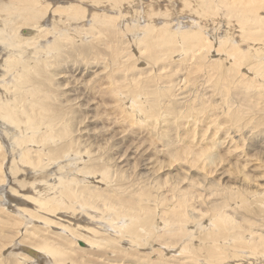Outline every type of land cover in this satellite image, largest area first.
I'll list each match as a JSON object with an SVG mask.
<instances>
[{
    "label": "bare ground",
    "instance_id": "1",
    "mask_svg": "<svg viewBox=\"0 0 264 264\" xmlns=\"http://www.w3.org/2000/svg\"><path fill=\"white\" fill-rule=\"evenodd\" d=\"M55 1L60 2L63 0H55ZM262 1H264V0H238V1L227 2L226 7L223 5L224 6L223 8L224 9L226 8V11H225L226 14L229 15V17H230V15H232V17L237 16L239 21L243 25L246 26V24L248 22H250V20H252L251 22H253L255 24L254 27L257 28L255 33L257 31H259V34H260V37L254 38L255 40H257V42H258V40L264 38V25H263L264 24V18L261 19L262 16H261V18L258 17L259 16L258 14H260L258 12V11H260V10H258L259 9V3H261ZM98 2H99V0H98ZM112 2L114 3L112 5L118 4L117 1L112 0ZM206 2L209 3V2H211V0H206ZM51 4H52L51 0H49V2H48V0H7V1L0 0V58H1V62H0V120H1V123H0V125L3 126L5 124L12 123V124H17V125L22 126V123H23V124H25L23 126H24L25 131H26V132L23 131V133L20 132L22 135L20 136V134H19L16 137L15 136L16 134L10 135V133H12V132H9L8 127H6V133L9 136L6 135V133L4 134L3 133L4 131L2 132V130L0 129V155H3V153H4L2 140L3 139L6 140L7 139L6 136L9 137L10 140L15 141V142H13V145L15 147L17 145H19V148L22 149L20 152L21 155L19 154L20 159L18 160L17 163H15V167H14L15 169L12 168V174H16L20 171V169L18 168V165H17L19 163H21L20 165L26 164V166L29 167V168L27 167L26 171L30 174V176H32L33 174H34L33 176H36L35 174H41V175L35 177V180H37V182L39 181L38 185L44 187L43 190H39V192H38V193H42V194H38V196H40V197L37 200L39 203L37 208L40 207V209L42 211L46 212V214L49 213L52 216L54 213L55 216L59 217L55 220L54 219L51 220V218H49V216H48V218H46V217H44V215L43 216L41 215L39 217H40V219H42L44 226H39L38 224L34 226L35 229H38L40 231L29 230V232L31 231L32 233H30V235H26L25 237H24V235L26 232L24 234H23V232L27 231V229H25L23 232H21V235H23V236H20V235L19 236L21 238L20 241L22 242V246H21V251L23 252V253H21V255L23 257L22 259H25V260L30 262L31 261L30 259H32V257H35L37 260L38 257L44 256L42 254V252H45L46 256H48L50 258L49 260L46 259L47 260L46 263H49V264H78L79 261L82 262L81 260H79V257L82 256V252H80V250L77 249L78 248L77 242L81 239L82 240L88 239L87 240V241H89L88 243H90L91 241L97 243V248H99L102 245V246H105L106 248L113 247L112 249H115L118 247L117 243L120 240L126 238V236H127L126 234H129L128 236H130V242H128V243L131 244L132 247L136 248V247H144L146 245H150V243L148 241H144L142 243V241H139V240L144 235H145L144 238H146L150 234L154 233L155 239H157L158 237H161V236L163 237V234H166L167 238H165V240H164L165 245H163L164 244L163 243L162 247H160V249H158V251L160 250L161 252H162V250H163V252L165 251L166 255L179 256L182 253L190 252V255L192 256V254H194V255L199 254L200 255L201 253L205 252V254H208V257H206L204 254L205 259L204 258L203 259H204L205 264H224V259H227L228 257H233L234 256L233 249L235 250L236 249L235 247L240 246V247H248L249 252L246 255H244L243 253H241V254L237 253L235 255V257L238 256V254H239V256H241V259H243V260L248 261L249 259L250 260L253 259L254 261L252 264H264V262L262 261L264 258V234L263 235L262 234L257 235V236H259L261 241L256 243V244H254V242H253L254 248H253V246L251 247L250 242L248 244L246 243V242H248L247 241L248 239H246V242H245L247 244V246L246 245H239V241H241V239H242V235H241L240 231H235L234 233L232 231V233H229V236L232 234L231 242H228L227 239L223 240V238L227 237V233L234 229L232 226L237 225V226L241 227L239 225L240 223L238 224V222H237L238 220L236 221L235 220L236 218L231 216L229 214L230 212L228 213L226 210V209L230 208L229 206L236 207L237 202H241V201H239V197H238L237 201H236V199H234L235 195H237V194L242 195V197H241L242 203L252 201V204L257 203L258 206L260 205V207L256 208V210H264V183H261L260 186H258V184H257V187H255V185H253L256 183H253L252 184L253 186L252 185L251 186L254 188H252L249 185L250 184L249 183L250 180L248 177L249 173H247L248 175L245 173L247 171V169H246V171H244V173H245L244 178L240 180L241 175L244 174V173L239 174L238 172H240V171H238V172L236 171L235 177H232L231 175H228L229 173L226 175L223 171H222V173H218L219 170H217L216 175H218L219 178H217V177L211 178L208 175H206V173L204 171H201V172L198 171L199 173H195L196 170L193 172V170H191L190 168L185 167V166H183V168L175 166L176 168H174L172 170V167L174 166L173 163H170L168 166L166 164H164V165L162 164L161 166H159L160 163L157 162V159H159V161L162 162L166 158L167 154H164V153L159 154L158 150L152 149V153H150L153 155L152 157H155L156 155H158V156H156V158L153 161H150L152 159L149 160L148 157H145L146 155H148L147 153H145L143 150L138 151L139 145L134 143L137 139H134L135 141L134 140L132 141L131 139H129L130 137H124L122 135L119 136L117 134V131L114 129L117 122L110 123L108 125H106L105 121L102 122V120H101L102 117L100 115V109H99V106L96 102L97 100L95 98L96 90L99 91L101 89H102V91H101L102 94L105 97L109 98V101L111 100L112 102H117V107L114 108V114L116 117L119 116V118L117 120L118 122L119 121H122V122L124 121L126 123L129 122L131 124V126H132V124H141V125L143 124L144 127L145 126L146 127L151 126L150 133L153 136H155L156 138L157 137L162 138L163 143H167L168 145H170L171 142H173V141H171L170 137L174 136L173 133H170V132L172 130H174V128L177 129V127H178V126L173 127L174 125L170 121H168L167 117L165 119H163L164 121L160 120L163 116H166L169 113H165V111L163 109H160V107H159V103H161V101H162L161 99H163V97L160 98L161 95L163 94V90H161L162 88L159 90H156L157 86L155 87V83H156L155 79L158 76L155 72L149 71V70H144V71L142 70L141 73L140 72L131 73V74L129 73V76H127V74L126 75L122 74V76L119 77L120 74H119V76H115L116 71H118V70L107 71L109 69L108 68L109 66H108L106 60L104 61V57H105L106 53H104L105 50L100 45L101 44V35L104 36L103 34L107 30L113 31V27H112L113 23L112 22L114 20L113 19L114 17L111 18L112 17L111 15H110L111 17L107 16V15L106 16H96V17H94V19H95V23L93 22L94 24L92 23V25L90 27H88L84 23V24H82L83 26L81 28V25H78L77 22L78 21L82 22L84 20V18L86 19V17H85L86 10L84 8L85 6L83 7L82 4H80L81 6L79 4H77L75 6V3L72 2L71 4H68V6H63V7L59 4V6H57L53 10H51V8H52ZM50 6H51V8H50ZM189 7H191V6H189ZM217 7H218V4H217ZM48 11H49V13H52L51 19H50V17L46 18V14ZM197 12H198V10H197ZM199 13H200V11H199ZM56 15H59V16L57 17ZM207 15H209V14H207ZM203 18L205 19V17H203ZM75 21H77V22H75ZM196 21H197V19H196ZM172 22H167V24L165 26L161 25L162 27L156 26V28L152 25L146 26L147 30L144 32L145 35H144V37L142 36L143 39L141 40V42L144 41V39H147V43H146V49L147 50H150V48H151V50L155 51V54H157V52H158L157 50L162 48L167 53H174L175 51L176 52L179 51L178 48L176 47V42H180L181 44H187L188 38H193V37L200 40V41L203 40V39H200V36H198V35H200V34H197L198 31L195 34L189 35L188 37L185 36L183 33H181L180 39L179 38L177 39V35H176L177 31H176V29H174V26L177 25L178 26L177 28H179V26H180L179 24L182 23L183 21L178 20V21H175V23L174 22L172 23ZM223 22H224V20H223ZM46 23H50V25H47ZM170 23H171V25H174L172 28L169 27ZM191 23H193V22H191ZM75 24H77L78 28H77V26H75ZM225 24H227V26H228V23H225ZM245 26L242 29H244V30L247 29ZM28 27H32V29H36L35 33L32 29L27 31L25 28H28ZM22 29H24V31L22 32L23 34L22 33L20 34V31ZM196 29H198V28H196ZM253 29H255V28H252V30ZM157 33H161V34L158 35ZM202 34H204V32ZM205 34H204V36H205ZM259 34H258V36H259ZM83 36H85V38ZM202 37H203V35H202ZM205 37H207V36H205ZM233 38H234V36H233ZM200 41H197V43ZM220 41H222V40H220ZM250 41L252 43V40H250ZM262 42H263V40H261V44H262ZM210 43H207V44H209V47L212 48L213 45L211 44L212 46H210ZM198 44H200V43H198ZM223 44H224V42H223ZM258 44H259V42H258ZM234 45L235 44H233V46ZM201 46H203V45L201 44ZM204 46H205V44H204ZM217 46H216V48H217ZM180 47H181V45H180ZM219 47H221V46H219ZM189 48L190 47L186 46L183 49H189ZM205 48H206V46H205ZM226 48H227V46H226ZM241 49H242V47H241ZM250 49H252V48H250ZM203 50H206V49H203ZM261 50H264V47H257L255 52L260 54ZM185 51H187V50H185ZM219 51H220V49H219ZM240 51H242V50H240ZM77 52L80 53L79 56H77V54H78ZM200 52L202 53L203 51L201 50ZM222 52H223V50H222ZM96 53L103 55L104 56L103 60H100L101 58L98 59ZM232 53L233 52L230 53L231 56L229 55L230 58L228 60L232 63L230 66H228L227 69L236 70L238 67H241L242 64H244V59H246V56L249 57V54H247V51H246V53H240V55H236V54H232ZM251 53H252V51H251ZM253 53H254V51H253ZM148 54H149V52H148ZM174 54L176 55V53H174ZM174 54H172V55H174ZM179 54H180V52H179ZM185 54H186V52H185ZM211 54H212V52H211ZM214 54L216 55V53H214ZM259 54H257V55H259ZM152 55H154V53ZM225 55H224V57H225ZM227 55H228V53H227ZM154 56L157 57V55H154ZM181 56H182V53H181ZM86 57L95 58L96 60L93 63H90L88 65L87 60L85 59ZM129 58H130V56L127 59L129 60ZM176 58L179 59L181 57H176ZM226 58L228 59V57H226ZM81 59H83V61H81ZM182 59H183V56H182ZM217 59H216V61H217ZM263 59H264V57H263ZM172 60H173V58H172ZM222 60H224V59H222ZM156 61H158V60H156ZM201 61H203V59ZM103 62L105 63V65H102ZM256 62H258V61H256ZM141 63L143 64V62H141ZM93 64L98 65L99 68L95 69L94 66H91ZM245 64H247V63H245ZM254 65L256 66L255 63H254ZM222 66H223V64H222ZM245 67H247L249 69L248 66H245ZM261 67H263V66H261ZM125 68H127V67H125ZM251 68H252V66H251ZM159 69H160V67H159ZM257 69L259 70V68H257ZM119 71H122V70H119ZM204 71H205V68H204ZM207 71L208 70H206V72ZM165 72H166V70H165ZM144 73H150V74H152V77H150L149 79H146L143 83L144 76H142V75ZM208 73H210V72L208 71ZM260 73H262V72H260ZM139 74H141L140 79L138 76ZM11 76H12V78H11ZM109 78L111 79V84H109V85H111V89L106 90V87L103 86L106 83V82H104V80H106V79L109 80ZM119 78H121V80ZM261 79H260V81H261ZM245 80H247L246 81L247 83H244L245 86L247 88H250L249 90L252 91L251 87H253V86L250 85V81L252 80V78H251V80L247 79V78ZM229 81H227V82H229ZM260 81H259V83H260ZM225 82H226V80H225ZM227 82H226V84H227ZM255 82H256V79H255ZM185 83H187V81ZM109 85H107V86H109ZM112 85H113V87H112ZM148 85H151V86L147 87ZM159 85H161V84H159ZM224 86H226V85H224ZM237 89L240 90L239 87H237ZM169 90H170V88H169ZM183 90L181 93L178 94V96H179L178 100L174 101V103H172L173 105L170 104L171 106H176V107L181 103L183 104V107L178 111L179 116H183L184 113L188 114L190 112L189 108L191 106V104L189 103L190 101L187 98L188 95L186 96L183 94H185V92L192 91V88L191 89L186 88ZM219 91H221V90H219ZM112 92H113V94H112ZM243 94L245 95V98L248 102L249 101L252 102V100H253L252 97L257 98V96L260 95V93H258V92L254 93V94H249L245 91H243ZM164 95H165V91H164ZM223 95H224V93H223ZM226 96H228V95H226ZM230 96H232V95H230ZM263 96H264V94H263ZM100 98H101V101H103L104 106H106V105L110 106L104 97H100ZM198 98H201V97L197 96L196 99H198ZM175 99H176V97H175ZM215 99L216 98L214 97V100ZM203 100L205 102V99H203ZM194 101L193 102L191 101L192 105L195 104V106H197V102H194ZM233 101H234V99H233ZM167 102H169V101H167ZM200 102L203 103L201 105V107H202L204 105V102L202 100ZM209 102H211V101H209ZM218 102H219V100H218ZM243 102H244V100H243ZM245 103H246V101H245ZM256 103L257 102H255V104ZM205 104H206V102H205ZM211 104H213V102ZM251 105H254L253 102L251 103ZM256 105H258V104H256ZM215 106H214V108L216 109L217 106L216 107ZM209 107H210V105H209ZM252 108H253V106H252ZM205 109H206V107H205ZM259 109H260V107H259ZM195 110H196V108H195ZM201 110H202V108H201ZM151 111H152V113H151ZM166 111H168V110H166ZM207 111L209 113V110H207ZM218 111H215V113H213V114L210 112L211 116L216 114ZM225 111H226V107H225ZM228 111L229 110H227V112ZM230 111H229L230 113H228V114H225V115L222 114L221 118L225 117V120L229 119V120L235 121V122L240 120L241 118H243L242 117L243 115H242L240 110H239V112L237 110L236 111L230 110ZM246 111H248V110L246 109ZM246 111H245V113H246ZM249 112H251V111L249 110ZM263 112H264V110H263ZM203 113H206V112H203ZM208 113L206 114L207 116L205 114H204V116H206L207 119L209 118L211 120V117H208ZM254 113H253V116L250 115L251 117H248L247 123H257V121H259L262 124V121L258 120ZM260 113L261 112H259V114ZM198 114H200V113L197 112V115ZM174 115H175V111H174ZM145 116H147V117H145ZM195 116L196 115L193 111L189 115V117H192L193 119L195 118ZM257 116H258V114H257ZM217 117H218V114H217ZM143 118H144V121H142ZM262 119H264V118H262ZM173 120H175V119H173ZM184 120H185V118H184ZM213 120H216V119H213ZM211 121H210V123H212ZM182 123H183V121H182ZM187 123H188V121H187ZM203 123L204 122H202V125H204ZM170 124H172L171 128L169 127ZM224 124H226V122ZM219 125H221V124L216 125V128H215L216 134H218L217 133L218 128H219V132H220V126ZM191 126L192 125H190V127ZM213 126H214V123H213ZM17 128L18 127H16L15 129H17ZM124 128H126V127H124ZM169 128H170V130H169ZM229 129H231V128H229ZM229 129H227V130H229ZM235 129L236 128H234V130ZM255 129H256L255 126L252 127V130L250 128H244V132L248 135V140L243 145H246L247 150L253 149V151H255L254 154H252V155H260L259 152L262 149H264V126H262V125L260 126L259 132H254ZM22 130H24V129H22ZM237 130L241 131L242 125L239 126ZM18 131H19V129H18ZM190 131H191V134L194 135L193 131L192 130H190ZM184 132H185V130H184ZM13 133H14V131H13ZM140 133H142V132L140 131ZM209 134H211V133H209ZM232 134H234V133H232ZM146 137H147V134H146ZM226 137L231 138L232 141L229 142L230 139L229 140H223L221 138L218 140L217 137H216V140H218V141H215L214 137H213V141L216 143L228 141L227 146H229V149H228L229 153H230V151L233 152V151H236L237 149L239 150L240 146L239 147L235 146V147H233V149L231 148L235 144V141H236L235 136H231V135L227 134ZM18 139L20 141H18ZM205 139H207V138H205ZM210 139H212V138H210ZM100 141H101V143H99ZM157 141L158 140H156L155 143H158ZM178 142H179V140H178ZM188 143H189V141H188ZM238 143H237V145H238ZM31 144L36 145V147L35 148L33 146L29 147V145H31ZM212 144H214V143H212ZM230 144H233V145L231 146ZM162 147H163V145H162ZM169 147L171 149V146H169ZM200 147H199V150L197 153L198 156L196 155L194 157H192L193 156V153H192L193 150L190 151L188 149H183V148L182 149L177 148L178 149L177 152H176V149L173 151L171 150L172 152L169 151L170 152L169 160H171V159L175 160L177 158L179 160H187V159L190 160L192 158V161H196V162H200V160H202V161L205 160V162H207V165L209 164V167L211 166L212 170H215V167L218 166V164H215V162H213V161H215L216 155H217L216 153H214L212 151V148L215 147V145L213 147H211V149H200ZM97 148H99V149L97 150ZM167 148L168 147H166L165 150ZM202 148H204V147H202ZM259 148H260V150H259ZM2 150H3V153H1ZM15 150H16V148H15ZM95 150H97V151L94 152ZM168 150H169V148L167 149V151ZM13 151L14 150H12L11 152H13ZM14 153H12V154H14ZM249 153H250V150H249ZM4 154H6V152ZM242 154L243 153H241V155ZM173 155H174V157H173ZM225 155H227V152H226V154H224V156ZM237 156L238 155H236V157ZM15 158L17 159V157H15ZM225 158H226V156H225ZM5 159H8V158H5ZM72 160H74V162H75V167L73 166L75 168V176L74 177H70L69 175H67L65 177H57L56 176V178H54L55 177L54 175H57V171H59V170L61 171L64 168L68 169L69 163L72 162ZM221 160H223V159H221ZM227 160L228 159H226V161ZM238 160H239V156H238ZM248 160H251V159H248ZM132 161L134 162V165L132 167L136 169V171L139 175L138 176L139 180L141 182H144V184L146 186H148V189L150 188V190L151 189L156 190V188L162 189L163 187L164 188L167 187V191H170L172 193V196H168V198H166L163 196V193L157 192L156 194H154L153 191H151V193H150V191H147V192L145 191L146 192V194H145L146 198L143 197V195L141 194L143 199L137 198V199H139V201H138L135 198L134 200H136L135 201L136 204L125 205V203H120V200H119V203H117L118 201H117L116 196L118 198H120L121 195H125V193H127V194L129 193L128 191L126 192V189L124 186L127 182L126 179L128 176V174H125L127 171L124 169V166L128 167V164L131 163ZM173 161H171V162H173ZM4 162H5L4 159L0 160V169L1 170H2V164H4ZM79 162H81L82 164ZM253 162H255V161H253ZM164 163H165V161H164ZM180 163H183V161L182 162L180 161ZM192 163L194 165L195 162H192ZM230 163H232V161ZM247 163L251 164L250 161H248ZM135 164H136V166H135ZM55 165H58V167L56 169L57 171L52 169V167H51V166H55ZM184 165H185V163H184ZM187 165H188V163H187ZM243 165H245V164H243ZM157 166H159L158 167L159 171L154 170L155 167H157ZM201 166L202 167L204 166L203 162H200V167ZM205 166H206V164H205ZM147 167H148V170H147ZM200 167H198L199 170L202 169V167L201 168ZM9 169H11V168H9ZM31 169H33V171ZM112 169L114 170V175L112 173L113 172ZM208 169H210V168H208ZM249 169H251V168H249ZM177 170H181V171H179L178 176L173 175V171H177ZM233 170L235 171L234 168H233ZM241 170L243 172L242 168H241ZM3 171H5V170L3 169ZM129 171H130V169H129ZM4 173H6V171ZM159 173H165V175L163 176V175H160ZM10 174H11V172H10ZM24 174H25V171H24ZM207 174H209V172ZM50 176H53V178H50ZM58 176H61V173ZM113 176H114V180L117 181V183L113 184V182H115V181H113ZM226 176H228V178H229V179L226 178L228 180V182L226 180H223V177H226ZM250 176H253V175H250ZM192 177H194V178H192ZM260 177H262V176L260 175L259 178ZM255 178H258V177H255ZM2 180H3V176H2ZM4 180H5V178H4ZM251 180H253V179H251ZM255 180H257V179H255ZM130 181H131V179H130ZM222 181H224L225 184H227V185H224L222 183L224 185V187H222L221 186ZM33 182H34V180H33ZM34 183H33V185H34ZM41 183H42V185H41ZM103 183L108 184L106 186L107 188L104 186ZM109 183L112 186V188H110L111 186H109ZM22 184H23V181H22ZM229 184H231V185H229ZM2 185H3V183H2ZM183 185H186V187H183ZM24 187H25V185H24ZM143 190H146V188L144 187ZM0 191H4L3 188H0ZM193 191H197L196 193L201 198H204V194L207 195V196H205L204 200H206V197H208V198L212 197V198H214V200L212 201V203L210 205L206 206V209H205L208 211L209 210L213 211V213L210 215V219H211V223H212L210 225L212 226V230L208 233L204 232L205 235L200 237L202 246L192 245V247H190V245H191L190 242L193 241V236H192V238H189V236H190L189 227H192L195 224L194 223L191 225L190 220L192 219L194 221L195 219H198L197 222L200 226L203 223L202 221H204L206 219V218H203V216H206V213H204L205 210H202L199 207V205L197 206L196 204H192L191 202H188L187 198H188L190 192H193ZM193 193H195V192H193ZM153 196H155L156 199H159L160 205L157 203L154 206L152 204H150L151 198ZM175 197H176V200L173 201V199ZM128 198H130V197H128ZM208 198H207V200H208ZM249 198L251 200H247ZM147 199H150V200L148 202H146ZM97 200L101 201V204L105 207L104 209L102 208L103 206L101 204H99ZM21 201H20V204L22 203ZM243 201H245V202H243ZM24 202L26 203V201H23V204H24ZM36 202L34 201L32 203H35V205H37ZM14 207H16V206H14ZM189 207H191V208H189ZM249 207H250V205H249ZM34 208H36V207H34ZM99 208H102L101 210H103V213H110L111 212V215L114 214L112 216L110 214H105V215H109V217L104 216V214H103L102 218L103 219L105 218V220L108 218H111L110 221L112 222V224H111L112 227L110 228V230L114 231V233L119 230L117 237H112L113 235L110 236L107 233L110 230H106V227H104V226H102L103 227L102 231H100V230H96V228H91L92 226L90 227V229H87V228H85L86 226L82 227L80 225L82 223L79 224V222H81V221L76 216V213L79 212V210H81L80 214H82V211H84V210H86V211H84L85 214H90L91 212H95ZM188 208L191 209L192 214L194 212L193 217L191 216L192 214L190 215L188 213V212H190V210L188 211ZM199 208H200V210H199ZM240 208L242 209V207H240ZM244 208H245V206H244ZM252 208H254V207H252ZM89 210H91V212H89ZM244 210H246V209H244ZM28 212H30V211H28ZM99 212L100 211H98V213ZM130 212H131L130 218L132 219V222L129 225L125 226V223L123 225H120L119 221H117L115 223L116 220H120V219L125 218L122 216V214H127ZM157 212H159V214H157ZM246 212L250 213V211H246ZM251 212H252V210H251ZM96 213H94V214H96ZM257 213H258V211H257ZM160 214H162V215H160ZM239 214H240V212H239ZM98 215H100V214H98ZM255 215H256V213L253 216H255ZM1 216H2V214H1ZM242 216L243 215H241V217ZM263 216H264V214H263ZM6 217H8V216L6 215ZM89 217H91V216H89ZM93 217L94 216H92L91 219H94ZM256 217L258 218V216H256ZM2 218H4V217H2ZM62 219H67L69 222H73L74 224H79L80 226L78 225V230L68 228L70 231L68 234L56 232L55 230L49 232L48 228L49 227H55L56 224L60 223L59 220H62ZM28 220H29V218H28ZM208 220H206V221H208ZM259 221H260V219H259ZM3 222L0 225H3V231H5V229H4L5 223H3ZM194 222H196V221H194ZM247 222H248V220H247ZM19 223H20L19 225H21L22 222L19 221ZM204 223L206 224V222H204ZM261 223L262 222H260V224ZM14 224L16 225L15 222H14ZM153 224L155 226V230L157 231V233L154 232ZM215 224L220 227L218 231H216V228L213 229V227H215ZM90 225H88V226H90ZM186 225H188L187 228H186ZM202 225H204V224H202ZM241 225H242V223H241ZM250 225H251V223H250ZM12 226H14V225H12ZM164 226H165V228H164ZM161 227L164 228V229L162 228V230H163L162 234L158 233L161 231L160 230ZM208 227H206V228H208ZM198 228H200V227H198ZM224 228H225L226 232H225ZM200 229H202V228H200ZM209 229H208V231H209ZM125 231H126V233H125ZM83 232H85V233H83ZM202 233H201V235H202ZM248 234H250V233H248ZM56 235H59V236L56 237ZM93 235L96 237V240L92 239ZM101 235H105L104 238L108 240L107 243L102 242V240L99 238V236H101ZM250 235H253V234H250ZM87 236H90V237H87ZM151 237H153V236H151ZM247 237H249V236H247ZM12 238H14V237H12ZM26 238H29L28 242L26 241ZM198 238H199V236H198ZM126 239H129V238H126ZM249 239L251 240L252 237ZM254 239H253V241H254ZM70 241H72V243H67ZM124 242H125V239H124ZM251 242H252V240H251ZM153 243H155V241H153ZM242 243L244 244V240ZM18 245H20V244H18ZM124 245H126V244L124 243ZM173 247H177V248L174 249ZM80 249L83 251L84 250L88 251V250H86V248H80ZM173 249L176 251H173ZM177 250H178V252H177ZM155 251H157V249H155ZM130 252H132V251H130ZM165 253H164V255H165ZM171 254H173V255H171ZM46 256L44 258H46ZM201 256H202V254H201ZM258 260H260V261H258ZM21 261H23V260H21ZM82 263H80V264H82ZM247 263H249V261Z\"/></svg>",
    "mask_w": 264,
    "mask_h": 264
},
{
    "label": "rangeland",
    "instance_id": "2",
    "mask_svg": "<svg viewBox=\"0 0 264 264\" xmlns=\"http://www.w3.org/2000/svg\"><path fill=\"white\" fill-rule=\"evenodd\" d=\"M2 1H7V0H2ZM51 1H52V4H51L52 8L50 6L51 10H53L54 8H56L57 6H59V4L63 7V6H68V4H71L72 2L75 3V6L77 4H79V5L82 4L83 7L85 6L84 8L86 10V13H85L86 19L85 18H84V20L82 19L83 20L82 22L81 21H78V22L75 21V22L78 23V25H81V28L83 26L82 24H84V23L86 24V26L90 27L93 22L95 23L94 17H96V16H106V15L107 16H110L111 15L112 16V17L110 16L111 18L114 17L113 18L114 20L112 22L113 23V25H112L113 31H108L107 30L103 34L104 36L101 35V44L100 45L105 50L104 53H106V55L104 57L103 55H100L99 53H96L98 59L101 58L100 60H103V57H104V61L106 60L108 66H109L108 67L109 69L107 71H109V70H118V71L119 70H122L123 72L122 71H119V72L116 71L115 76H119V74H120L119 77H121L122 74H125V75L127 74V76H129V73L130 74L131 73H138V72L141 73L142 70L143 71L144 70H149V71L155 72L157 74V76H158L155 79V82H156L155 83V87L157 86L156 87L157 88L156 90H159L161 88H162L161 90H163V94L160 97V98L163 97V99H161L162 100L161 101L162 104L159 103V107H160V109H163L165 111V113H169L166 116H163L160 120H163V119H165L167 117L168 118V121H170L174 125L173 127H177V126L178 127H177V129L174 128V130H172L170 132V133H173V135L175 137L174 136H171L170 137L171 141H173V142H171V144L168 145L167 143H163L162 138H159V137L156 138L155 136H153L150 133L151 126H149V127L148 126L147 127L145 126L144 127L143 124L142 125L141 124H132V126H131V124L129 122L126 123L124 121L123 122L122 121H119L120 122L119 123L117 121L118 118H119V116L116 117L115 114H114V108L117 107V102H112L111 100L109 101V98L105 97L102 94V92H101L102 89H101L99 91L96 90L95 98L97 100L96 102H97V104L99 106V109H100V115L102 117L101 118L102 122L105 121L106 125H108L110 123L117 122V124H116V126L114 128L117 131V134L119 136L122 135L124 137H130L129 139H131L132 141L134 139H137L136 141L134 140L135 141L134 143H136L137 145H139L138 146L139 147L138 148V151L139 150H141V151L143 150L145 153H147L148 155H146L145 157H148L149 160L152 159L150 161H153L156 158V156H158V155H156V156L154 155L155 157H152L153 155L150 154V153H152V149L158 150V153L159 154H162V153L167 154L166 155V158L162 162L159 161V159H157V162L160 163L159 166H161L162 164L163 165L166 164L168 166L170 163H173L174 166L172 167V170L174 168H176V167L183 168V166H185V167H188L191 170H193V172L196 170L195 173H199L198 171H200V172L201 171H204L206 173V175H208L211 178L212 177L213 178H216V177L219 178V176L216 175V171L217 170H219L218 173H222V171H223L226 175L229 173L228 175H231L232 177H235L236 171L237 172L240 171L238 173L239 174L240 173L243 174L244 171H246V169H247V171L245 173L246 174L249 173V175L248 174L247 175H248L249 180H250V182H249L250 183L249 184L250 186L253 183H256V184H253V185H255V187H257V184H258V186H260L261 183H264V177H263L264 176V167H263L264 166V149H262L259 152L260 155H252V154H254L255 151H253V149H248L247 150L246 145H243L248 140V135L244 132V128H250L252 130V127L255 126L256 129H255L254 132H259L260 126L261 125L264 126V119H262V118H264V112H263V110H264V96H263V94H264V89H263L264 88V76H263L264 75V65H263L264 64V59H263V57H264V50H261V53L260 54L257 53V52H255V50H256L257 47H264V44H263L264 43V38L258 40L259 44H258L257 40L254 39L256 37H260V34H259V31H257L255 33V31L257 30V28L254 27L255 24L253 22H251L252 20H250V22H248L246 24V26H245V25H243L239 21V19H238L237 16H233L232 17V15H230V17H229V15L226 14V12H225L226 11V8L224 9L223 7L224 6L226 7L227 2H230V1H238V0H222V1L221 0H219V1L218 0L217 1L216 0H211V2H209V3H207L206 0H114V1H117L118 2V4H115V5H112V4H114L112 2V0H99V2H98V0H83V1L82 0H68V1L67 0H63V1H60V2H56L55 0H51ZM48 2H49V0H48ZM217 4H218V7H217ZM189 6H191V7H189ZM203 9L204 10L206 9V10L204 11ZM197 10H198V12H197ZM258 10H260V11H258L260 13V14H258L259 15L258 17L261 18V16H262L261 19H263L264 18V1H262L261 3H259V9ZM199 11H200V13H199ZM207 14H209V15H207ZM56 16L58 17L59 15H56ZM49 17H50V19L52 18V13H49V11H48L47 14H46V18H49ZM203 17H205V19ZM196 19H197V21H196ZM178 20L183 21L182 23L179 24L180 25L179 28H177L178 27L177 25L176 26L171 25V23L169 25L170 28H172L174 26V29H176V31H177V34H176L177 35V39L178 38L180 39L181 33H183L185 36L188 37L189 35L195 34L198 31L197 34H200L198 36H200V39H203V40L200 41V40H198V39H196L194 37L193 38H188V41H187V44L188 45L187 44H181L180 42H176V47L179 50L178 52H176V51L174 52V53H176V55L174 53H167L162 48H160L159 50H157L159 52V53L157 52V54H155V51L151 50V48H150V50H147L146 49L147 39H144V41L141 42V40L143 39V37L145 35L144 32L147 30V27L146 26L152 25V26H154L156 28V26L157 27H160L161 25L165 26L167 24V22H172L173 21L175 23V21H178ZM223 20H224V22H223ZM191 22H193V23H191ZM225 23H228V26ZM46 24L47 25H50V23H46ZM75 26H77V24H75ZM244 26L247 29H245V30L242 29ZM77 28H78V26H77ZM194 28L195 29L198 28V29L195 30ZM252 28H255V29L252 30ZM25 29L28 31V30H31L32 27H28V28H25ZM126 29L127 30L129 29V30L127 31ZM32 30L35 33L36 29H32ZM23 31H24V29H22L20 31V34ZM203 32H204V34L206 33L205 36H207V37H205L204 34H202ZM157 34L160 35L161 33H157ZM258 34H259V36H258ZM202 35H203L204 38L202 37ZM233 36H234L235 39L233 38ZM83 37L85 38V36H83ZM196 40L197 41H200V42H198L200 44H198ZM220 40H222V41H220ZM250 40H252V43H251ZM261 40H263L262 44H261ZM223 42H224L225 45L223 44ZM203 43L205 44L206 48H205V46H204ZM207 43H210V46L213 45V47L212 48L209 47V44H207ZM232 43L235 44V45L233 46ZM201 44L203 46H201ZM180 45H181V47H180ZM186 46H188L190 48L189 49H183ZM216 46H217V48H216ZM219 46H221V47H219ZM226 46H227V48H226ZM241 47H242V49H241ZM218 48L220 49V51H219ZM250 48H252V49H250ZM200 49L203 51L202 52L203 54L200 52L201 51ZM203 49H206V50H203ZM239 49L242 50L243 52L240 51ZM185 50H187V51H185ZM222 50H223V52H222ZM184 51L186 52V54H185ZM246 51H247V54H249V57L246 56V59H244V64H242L241 67H238L236 70H233V69L232 70H229V69H227L228 66H230L231 63H232V62L228 61L229 58H230L229 55H230L231 52H233L232 54L240 55V53H246ZM251 51H252V53H251ZM253 51H254V53H253ZM148 52H149V54H148ZM179 52H180V54H179ZM211 52H212V54H211ZM153 53H154V55H157V57H155L154 55H152ZM181 53H182L183 59H182ZM214 53H216V55ZM227 53H228V55H227ZM79 54L80 53H78L77 56H79ZM172 54H174V55H172ZM257 54H259V55H257ZM224 55H225V57H224ZM129 56H130V58L128 60L127 58ZM171 57L173 58V60H172ZM176 57H181V58L178 59ZM226 57H228V59ZM85 59L87 60L88 65L90 63H93L96 60L95 58H91V57H86ZM202 59H203V61H201ZM216 59H217V61H216ZM222 59H224V60H222ZM156 60H158V61H156ZM81 61H83V59H81ZM256 61H258L259 63L256 62ZM0 62H1V58H0ZM141 62H143V64ZM245 63H247V64H245ZM254 63L256 64V66L254 65ZM222 64H223V66H222ZM102 65H105V63L103 62ZM91 66H94L95 69H98L99 68L98 65H94L93 64ZM245 66H248L249 69L247 67H245ZM251 66H252L253 69L251 68ZM261 66H263V67H261ZM125 67H127V68H125ZM159 67H160V69H159ZM204 68H205V71H204ZM257 68H259V70ZM165 70H166V72H165ZM206 70H208L210 73H208V71L206 72ZM260 72H262V73H260ZM138 76H139V79H140L141 74H139ZM142 76H144V78H143V83H144V81L146 79H149L150 77H152V74H150V73H144ZM258 77L260 79L262 78L261 79L262 82L260 81V79ZM11 78H12V76H11ZM246 78L247 79H250V80L252 78V80L250 81V85L253 86V87L250 86L251 89H252V91L249 90L250 88H247L245 86V84H244V83H247L246 82L247 80H245ZM119 79L121 80V78H119ZM255 79H256V82L257 83L255 82ZM185 80L187 81V83H185L186 82ZM225 80H226V82L230 80L229 81L230 83L227 82V84H226ZM259 81H260V83H259ZM104 82H106L103 85L104 87H106V90L111 89V85H109V84H111V79L110 78H109V80L106 79V80H104ZM159 84H161V85H159ZM107 85H109L110 87L107 86ZM224 85H226V86H224ZM150 86L151 85H148L147 87H150ZM112 87H113V85H112ZM237 87H239L240 90H238ZM169 88H170V90H169ZM186 88H188V89L189 88L190 89L192 88V91H190L191 93L190 92H185V94H183V95H186V96L188 95L187 98L190 101L189 103L191 104V106L189 108L190 112L188 114L184 113L183 116H179L178 111L183 107V104L181 103L177 107L176 106H171V105H173L172 103H174V101H177L178 100V98H179L178 94L181 93L182 90L183 89H186ZM219 90H221V91H219ZM164 91H165V95H164ZM243 91H245V92H247L249 94H254L256 92L260 93L259 96L256 95L257 98L256 97H254V98L252 97V99H253L252 102H253L254 105H251V103H252L251 101L248 102L246 100L245 95L243 94ZM223 93H224V95H223ZM112 94H113V92H112ZM225 94L228 95V96H226ZM230 95H232V96H230ZM197 96H199L201 98L196 99ZM100 97H104L107 100V102L109 103L110 106H108V105L104 106L103 101H101V98ZM175 97H176V99H175ZM214 97L216 98L215 100H214ZM203 99H205V102H206L207 105L205 104V102H204ZM233 99H234L235 102L233 101ZM201 100L204 102V105L205 106L203 105L201 107V105L203 104V103L200 102ZM218 100H219V102H218ZM243 100H244V102H243ZM167 101H169V102H167ZM191 101L192 102L193 101L194 102H197V106H195V104L192 105V102ZM209 101H211V102H209ZM245 101H246V103H245ZM212 102H213V104H211ZM255 102H257L256 104H258V105H256ZM209 105H210V107H209ZM214 106L216 107V109L214 108ZM252 106H253V108H252ZM205 107H206V109H205ZM225 107H226V111H225ZM259 107H260V109H259ZM195 108H196V110H195ZM201 108H202V110H201ZM246 109L248 111H246ZM166 110H168V111H166ZM207 110H209V113H208ZM227 110H229V111L230 110H234V111L237 110L238 112L240 110L241 113H242V115H243L242 116L243 118H241L240 120H238L236 122L235 121H231L229 119H226L225 120V117L221 118L222 114L225 115V114H228V113L231 112V111L230 112L229 111L227 112ZM249 110L251 112H249ZM174 111H175V115H174ZM192 111L196 115L194 119L192 117H189V115H190V113H192ZM215 111H218V112L213 115L215 117L214 118L213 116H211V113L213 114V113H215ZM245 111H246V113H245ZM197 112L200 113V114L197 115ZM203 112H206V113H203ZM259 112H261V113L259 114ZM151 113H152V111H151ZM207 113H208V117H211V120L212 121L209 118L207 119V117H206L207 116L206 115ZM253 113L256 115V118L258 120L262 121V124L259 121H257V123H247L248 117H251L250 115L253 116ZM204 114L206 116H204ZM217 114H218V117H217ZM257 114H258V116H257ZM145 117H147V116H145ZM184 118H185V120H184ZM173 119H175V120H173ZM213 119H216V120H213ZM142 121H144V118L142 119ZM182 121H183V123H182ZM187 121H188V123H187ZM210 121L212 123H210ZM202 122H204L203 123L204 125H202ZM223 122L224 123L226 122V124H224ZM0 123H1V120H0ZM213 123H214V126L215 127L213 126ZM172 124L169 125L170 128L172 127ZM218 124H221V125H219L220 126V132H219V128H218V131H217L218 134H216L215 128H216V125H218ZM16 125L17 124L8 123V124H5L3 126L0 125V129L2 130V132L4 131L3 133L5 134L6 133V127H8L9 132H12V133H10V135L16 134L15 136L17 137V135L20 134V136H21L22 134L20 132L23 133V131H25V128L23 126L25 124L22 123V126L21 125H17L16 126ZM190 125H192V126L190 127ZM226 125L227 126L229 125V126L227 127ZM241 125H242V130L241 131H238L237 129ZM16 127H18V128L15 129ZM124 127H126V128H124ZM21 128L24 129V130H22ZM170 128H169V130H170ZM229 128H231V129H229ZM234 128H236V129L234 130ZM18 129H19V131H18ZM227 129H229V130H227ZM184 130H185V132H184ZM190 130H192L193 133H194V135L195 134L196 135L195 136L192 135ZM13 131H14V133H13ZM140 131L142 133H140ZM209 133H211V134H209ZM232 133H234V134H232ZM146 134H147V137H146ZM227 134H229L231 136H235V140H236L235 141V144L236 145L235 144L234 145L233 144H230L231 146L233 145L231 148L233 149V147H235V146H238V147L240 146L239 147V150L240 151L238 149L236 151H233V152L230 151V153H231L230 154L229 153V150H228L229 149V146H227L228 141H226V142L223 141L221 143H218V142L216 143V142L213 141V137H214L215 138V141H218L221 138L223 140H229L230 139L229 142H231L232 139L229 138V137H226ZM6 135H8V134L6 133ZM216 137H217L218 140H216ZM223 137L224 138L226 137V138L224 139ZM6 138H5L6 140H4V139L2 140L3 141L4 153L6 152V154H4L3 153V150H2L1 153H3L4 156L3 155H0V160H2V159L5 160L4 164H2V170L0 169V182L2 181L0 183V188H3V190H4V191H0V224L3 221H4L3 223H5V226H4L5 231H3V225H0V264H34V263L35 264H44V263L45 264H49V263H46V261L49 260L50 258L48 256H46L45 252H42V254L44 256L38 257L39 259L37 258V260H36L35 257H32V259H30L32 262L31 261L29 262V261H27L25 259H22L23 257L21 255V253H23V252L21 251L22 242L20 241V239H21L20 236H23V235H21V232H23L25 229H27V231H24L23 232V234L26 232L25 235H24V237L26 235H30V233H32L31 232L32 230L33 231H40L38 229H35L34 226L37 225V224L39 226H44V223H43L42 219H40V217H39L41 215L42 216L44 215V217H46V218H48V216H49V218H51V220H53V219L55 220V219H57L59 217L58 216H55L54 213H53L52 216L49 213L46 214V212L42 211L40 209V207L37 208V206L39 205V203H38L37 200L40 197V196H38V194H42V193H38V192H39V190H43L44 187L38 185V182L39 181L37 182V180H35V177L36 176H39L41 174H35L36 176H33L34 175L33 174L32 176H30V174L26 171V169H27L28 166H26V164L20 165L21 163L17 164L18 165V168L20 169V171L18 173H16V174H12V168L15 167V163H17L18 160L20 159L19 154L21 155L20 152H21L22 149L19 148V145H17L16 147L13 145V142H15L14 140H10V138L7 137V136H6ZM205 138H207V139H205ZM210 138H212V139H210ZM156 140H158L157 141L158 143H155ZM178 140H179V142H178ZM18 141H20V140L18 139ZM188 141H189V143H188ZM236 142L237 143L239 142L238 145H237ZM99 143H101V141ZM212 143H214V144H212ZM161 144L163 145V147H162ZM214 145H215V147H213ZM30 146L31 147L33 146L34 148L36 147V145H34V144L29 145V147ZM169 146H171V149H170ZM166 147L169 148L168 151H167L168 148L165 150ZM199 147H200V149H211V147H213L212 148V151L217 154L216 155V159L213 162H215V164H218V166L215 167V170H212V167L211 166L209 167V164L207 165V162H205V160H203V161L200 160V162H203L204 163V166L203 167L201 166L202 169H200V170L198 168V167H200V162L192 161V158L190 160L189 159H187V160H179L178 158L175 159V160L174 159L169 160V154H170V152H172L175 149H176V152H177L178 149H182V148L183 149H188L190 151L193 150L194 152L192 151V153H193V156L192 157H194V156L197 155L198 150H199ZM202 147H204V148H202ZM15 148H16L17 151L15 150ZM98 149L99 148H97V150ZM12 150H14V151L11 152ZM97 150H95L94 152H96ZM249 150H250V153H249ZM259 150H260V148H259ZM226 152H227V155H225L226 156V158H225L224 154H226ZM12 153H14V154H12ZM241 153H243V154L241 155ZM236 155L239 156V160H238V156L236 157ZM15 157H17V159ZM173 157H174V155H173ZM5 158H8V159H5ZM221 159H223V160H221ZM226 159H228V160L226 161ZM248 159H251V160H248ZM74 160H72V162L69 163L68 169H65L64 168L65 170L63 169L61 171L60 170L57 171L56 169H57L58 165L51 166L52 169H54V170L57 171V175H54L55 176L54 178H56V176L57 177H65L67 175H69L70 177H74L75 176V168H74L75 167V162H74ZM252 160L255 161V162H253ZM164 161H165V163H164ZM171 161H173V162H171ZM180 161L181 162L183 161V163H180ZM191 161L192 162H195L194 165H193V163ZM231 161H232V163H230ZM248 161H250L251 164L250 163L248 164L247 163ZM79 163H81V162H79ZM184 163H185V165H184ZM187 163H188V165H187ZM205 164H206V166H205ZM243 164H245V165H243ZM133 165H134V162L132 161L131 163L128 164V167L127 166H124V169L127 171L125 174H128L127 179H126L127 182H126V184L124 186H125L126 192L128 191L129 193L128 194L125 193V195H121L120 198H118L116 196L117 201H118L117 203H119V200H120V203H125V205L136 204L135 201L136 200L139 201V199H137V198H142L141 194L143 195V197L146 198V195L145 194H146L147 191H150V193H151V191H153L154 194H156L157 192L163 193V196L166 197V198H168V196H172V193L170 191H167V187H165V188L163 187L162 189L156 188V190L155 189H151L150 190V188L148 189V186H146L144 184V182H141L139 180V178H138L139 175H138L136 169L132 167ZM135 166H136V164H135ZM159 166L155 167L154 170L159 171V169H158ZM207 167L210 168V169H208ZM9 168H11V169H9ZM233 168L235 169V171L233 170ZM241 168L243 169V172H242ZM249 168H251V169H249ZM3 169L6 171V173H4L5 171H3ZM129 169H130V171H129ZM31 170L33 171V169H31ZM147 170H148V167H147ZM24 171H25V174H24ZM112 171H113L112 173L114 175V170L112 169ZM179 171H181V170L173 171V175L178 176ZM207 171L209 172L210 175L207 174L208 173ZM10 172H11V174H10ZM60 173H61V176H58ZM245 173L243 175H241L240 180L244 178ZM159 174L160 175H163V176L165 175V173H159ZM250 175H253V176H250ZM260 175L262 177L259 178ZM2 176H3V180H2ZM255 177H258V178H255ZM4 178H5V180H4ZM50 178H53V176H50ZM192 178H194V177H192ZM226 178L229 179L228 176H226V177H223V180H226L228 182V180ZM250 178L253 179V180H251ZM130 179H131V181H130ZM255 179H257V180H255ZM33 180H34L35 183L33 182ZM22 181H23V184L25 185V187L22 184ZM113 181H115L114 180V176H113ZM2 183H3V185H2ZM33 183H34V185H33ZM114 183H117V181L113 182V184ZM222 183L224 185H227V184H225L224 181H222L221 182V186L222 187H224V185ZM103 184H104L105 187L108 185L107 183L106 184L103 183ZM41 185H42V183H41ZM229 185H231V184H229ZM109 186H111L110 183H109ZM144 187L146 188V190H143ZM183 187H186V185H183ZM110 188H112V186ZM252 188H254V187H252ZM193 192H195V193H193ZM193 192H190V194H189V196L187 198L188 199V202H191L192 204H196L197 206L199 205V207L202 210H205L206 209V206L210 205L212 203V201L214 200V198H212V197H210V198L206 197V200H204L205 196H207V195L204 194V198H201L196 193L197 191H193ZM240 195L241 194L235 195V198L234 199H236V201H237L238 200V197H239V201H241V202H237V204H236L237 206L236 207L229 206L230 208H228L226 210H227L228 213L230 212L229 214L231 216H233V217L236 218L235 219L236 221L238 220L237 222H238V224L240 223L239 225L241 227H239L237 225L236 226L235 225L232 226L234 229L231 230V231H229L227 233V237L228 238L225 237V238H223V240L227 239L228 242H231L232 234L229 236V233H232V231H233V233L235 231H240V233L242 235V239L244 240V244L242 243L243 240L241 239V241H239V245H246L247 246V244L250 242V245L252 247L254 244H256V243H258V242L261 241L260 238H259V236H257V235L258 234H262V235L264 234V222H263L264 221V216H263L264 210H256V208L260 207V205L258 206L257 203L252 204V201H250L251 203L250 202H245V201H243L245 203H242V200H241L242 195L241 196ZM128 197H130V198H128ZM135 198H136V200H134ZM207 198H208V200H207ZM149 200L150 199H147L146 202H148ZM175 200H176V197L173 199V201H175ZM247 200H251V199L249 198ZM20 201L22 202L21 204H20ZM23 201H26V203L24 202L25 205L23 204ZM34 201L35 202L37 201L36 202L37 205H35V203H32ZM97 201H98L99 204H101V201L100 200H97ZM156 203L160 205L159 199H156V197L153 196L151 198L150 204H152L154 206ZM249 205H250V207H249ZM14 206H16V207H14ZM33 206L36 207V208H34ZM244 206H245V208H244ZM240 207H242V209ZM252 207H254V208H252ZM102 208L104 209L105 207L103 206ZM102 208H99L95 212H91V210H89V212H91L93 215L91 213L90 214H85L84 211H86V210L82 211V214H80L81 213V210H79V212L76 213V216L81 221V222H79V224L82 223L80 225L82 227H85L86 226L85 228H87V229H90V227L92 226L91 228H96V230L102 231V228H103L102 226H104V227H106V230H110V228L112 227L111 226L112 222L110 221L111 218H108V219L105 220V218L104 219L102 218V215L104 214V216L109 217V215H105V214H110L111 215V212L110 213H103V210H101ZM189 208H191V207H189ZM189 208H188V211L190 210V212H188V213L191 215L192 214L191 213V209H189ZM200 208H199V210H200ZM243 208L246 209V210H244ZM250 209L252 210V212H251ZM28 211H30V212H28ZM98 211H100V212L98 213ZM246 211H250V213H248ZM257 211H258V213H257ZM239 212H240V214H239ZM94 213H96V214H94ZM204 213H206V216H203V218H206V219L204 221H202L203 222L202 224H204V225H202V224L201 225L203 227L201 225L199 226V224L197 222L198 219H195L194 218L195 219L194 221H196V222H194L192 219L190 220L191 225L195 223L194 226L189 227V232H190L189 238H192V236H193V241L190 242L191 243L190 247H192V245H194V246H196V245L197 246H202L201 238L200 237L201 236H204L205 233H208V232H210L212 230V226L210 225V224H212L211 223V219H210V215L213 213V211L205 210ZM255 213H256V215L253 216ZM1 214H2V216H1ZM98 214H100V215H98ZM157 214H159V212H157ZM193 214H194V212H193ZM193 214L191 215L192 217L194 216ZM6 215L8 217H6ZM112 215H114V214H112ZM130 215H131V212L130 213H127V214H122V216L125 217V218H123V219H120L119 218L120 220H116L115 223L117 221H119V224L120 225H123L124 223H125V226L126 225H129L132 222V219L130 218ZM160 215H162V214H160ZM241 215H243V216L241 217ZM89 216H91V217H89ZM92 216H94L93 217L94 219H91ZM256 216H258V218L260 219V221H259V219ZM2 217H4V218H2ZM27 217L29 218V220H28ZM206 220H208V221H206ZM247 220H248V222H247ZM19 221L22 222L21 225H19L20 224ZM14 222L16 223V225L14 224ZM59 222L60 223L56 224L55 227H49L48 228L49 229V232L55 230L56 232L68 234L70 232L69 229H74V230L77 229L78 230V225L79 224H74L73 222H69L67 219L59 220ZM204 222H206V224ZM249 222L251 223V225H250ZM260 222H262V223L260 224ZM241 223H242V225H241ZM12 225H14V226H12ZM88 225H90V226H88ZM153 226H154V224H153ZM187 227H188V225H186V228ZM198 227H200L202 229H200ZM206 227H208V228H206ZM162 228L163 227H161V229L159 228L161 231L158 232V233H161L162 234V231H163ZM164 228H165V226H164ZM214 228H216V231H218L220 227L215 224V227H213V229ZM153 229H154V232L157 233V231L155 230V226L153 227ZM208 229H209V231H208ZM29 230H31V231L29 232ZM224 230H225V228H224ZM225 232H226V230H225ZM83 233H85V232H83ZM107 233L110 236L113 235L112 237H117V235L119 233V230L117 232H115V233H114V231H111L110 230ZM125 233H126V231H125ZM201 233H202V235H201ZM248 233L253 234V235H250ZM126 235H127L126 238H129V239L124 238L125 239V242H124V239L120 240L117 243V246L118 247L115 248V249H112L113 247L106 248L105 246H102V245L99 248H97V243H95L93 241H91L90 243H88L89 242V241H87L88 239L87 240H82V239L79 240L77 242V245H78V248L77 249H79L80 252H82V256L83 257L80 256L81 258L79 257V260H81L83 263L79 261L78 264H80V263H82V264H85V263L86 264H174V263L175 264H205V262H204L205 256L208 257V254H205V252L204 253H201L202 256H201V254L200 255L199 254L198 255L192 254V256H191L190 255V252L182 253L183 255L185 254L184 256L182 254L179 255V256H176V255L175 256H170V255H166L165 251L163 252V250H162V252L160 250L158 251V249H160V247H162V244L163 243H164L163 245H165V241L164 240H165V238H167L166 234H163V237L161 236V237H158L157 239H155L154 233L150 234L146 238H144V236H145L144 235L139 241H142V243L144 241H148L150 243V245H146L144 247H136V248L132 247L131 244L128 243V242H130V236H128L129 234H126ZM58 236L59 235H56V237H58ZM90 236H87V237H90ZM151 236H153V237H151ZM198 236H199V238H198ZM247 236H249V237H247ZM12 237H14V238H12ZM104 237H105V235L99 236V238L102 240L103 243H107L108 240L105 239ZM251 237H252V239H251L252 242L249 239ZM28 239L29 238H26V241L27 242L29 241ZM92 239L93 240H96V237L93 235V238ZM246 239H248L247 240L248 242H246ZM253 239H254V241H253ZM153 241H155V243H153ZM253 242H254V244H253ZM67 243H72V241L67 242ZM124 243L126 245H124ZM18 244H20V245H18ZM80 248H86V250H88V251H85V250L83 251ZM154 248L157 249V251H155ZM173 248L176 249L177 247H173ZM235 248H236L235 250L233 249L234 256L233 257H228L227 259H224V264H252L253 263V261H254L253 259H251V260L249 259L248 260L249 263H247L248 261L241 259V256H239V254H241V253H243L244 255L248 254V252H249V248L248 247H240V246H237ZM253 248H254V246H253ZM174 249H173V251H176ZM130 251H132V252H130ZM177 252H178V250H177ZM164 253H165V255H164ZM237 253H239L238 254L239 257L238 256L235 257V255ZM204 254H205V256H204ZM171 255H173V254H171ZM45 256H46V258H44ZM21 260H23V261H21ZM258 261H260V260H258ZM262 261L264 262V258H263Z\"/></svg>",
    "mask_w": 264,
    "mask_h": 264
}]
</instances>
